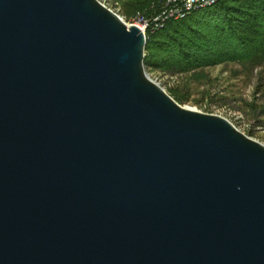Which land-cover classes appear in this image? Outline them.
Here are the masks:
<instances>
[{"label":"water","instance_id":"95a60500","mask_svg":"<svg viewBox=\"0 0 264 264\" xmlns=\"http://www.w3.org/2000/svg\"><path fill=\"white\" fill-rule=\"evenodd\" d=\"M146 46L99 0H0V264H264V144Z\"/></svg>","mask_w":264,"mask_h":264},{"label":"trees","instance_id":"16d2710c","mask_svg":"<svg viewBox=\"0 0 264 264\" xmlns=\"http://www.w3.org/2000/svg\"><path fill=\"white\" fill-rule=\"evenodd\" d=\"M118 1L131 19L159 14L168 0ZM226 63L264 69V0H220L147 33L148 72L185 77L169 90L180 104L189 100L191 82L207 77L205 69ZM249 110L256 120L264 117V105L253 102Z\"/></svg>","mask_w":264,"mask_h":264},{"label":"rangeland","instance_id":"374dc122","mask_svg":"<svg viewBox=\"0 0 264 264\" xmlns=\"http://www.w3.org/2000/svg\"><path fill=\"white\" fill-rule=\"evenodd\" d=\"M204 72L207 77L191 82L189 100L181 105L224 117L240 132L264 144V117L256 120L249 110V104L253 102L264 105V69L248 71L238 63H226ZM150 77L168 93L185 80L183 76L160 73H150Z\"/></svg>","mask_w":264,"mask_h":264},{"label":"built area","instance_id":"2783aa9c","mask_svg":"<svg viewBox=\"0 0 264 264\" xmlns=\"http://www.w3.org/2000/svg\"><path fill=\"white\" fill-rule=\"evenodd\" d=\"M99 1L107 8L117 13L127 24L136 25L141 28L147 36L148 31H155L162 28L169 20L184 18L192 11L212 6L220 0H168L159 14L153 17H148L144 14L138 13L131 19H126L121 13V4L118 0Z\"/></svg>","mask_w":264,"mask_h":264}]
</instances>
